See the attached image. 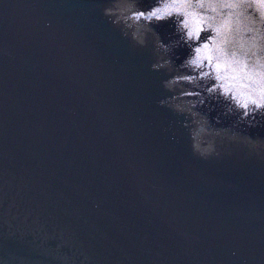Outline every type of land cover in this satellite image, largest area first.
Instances as JSON below:
<instances>
[{
	"label": "water",
	"instance_id": "1",
	"mask_svg": "<svg viewBox=\"0 0 264 264\" xmlns=\"http://www.w3.org/2000/svg\"><path fill=\"white\" fill-rule=\"evenodd\" d=\"M105 3L0 0V246L25 264H264V162L194 155L158 103L166 73Z\"/></svg>",
	"mask_w": 264,
	"mask_h": 264
},
{
	"label": "clouds",
	"instance_id": "2",
	"mask_svg": "<svg viewBox=\"0 0 264 264\" xmlns=\"http://www.w3.org/2000/svg\"><path fill=\"white\" fill-rule=\"evenodd\" d=\"M102 14L134 45L150 47L151 68L166 73L170 93L158 103L184 117L194 155L222 158L238 148L264 162V135L250 133L264 128V0H152L147 8L106 0ZM161 22L171 29L166 38L155 27ZM0 264L25 262L0 246Z\"/></svg>",
	"mask_w": 264,
	"mask_h": 264
}]
</instances>
